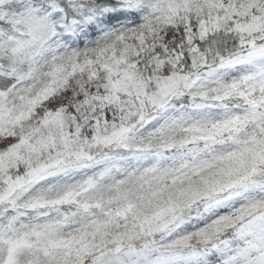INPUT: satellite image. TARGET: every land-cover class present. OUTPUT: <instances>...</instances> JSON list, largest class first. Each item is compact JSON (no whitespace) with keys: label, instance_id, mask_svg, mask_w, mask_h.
Here are the masks:
<instances>
[{"label":"snow or ice","instance_id":"1","mask_svg":"<svg viewBox=\"0 0 264 264\" xmlns=\"http://www.w3.org/2000/svg\"><path fill=\"white\" fill-rule=\"evenodd\" d=\"M0 264H264V0H0Z\"/></svg>","mask_w":264,"mask_h":264}]
</instances>
